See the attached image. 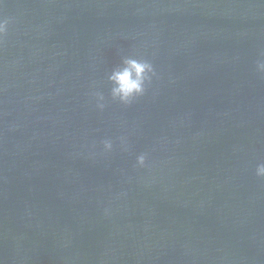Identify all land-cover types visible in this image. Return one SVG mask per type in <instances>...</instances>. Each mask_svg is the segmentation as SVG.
<instances>
[{
  "label": "water",
  "instance_id": "water-1",
  "mask_svg": "<svg viewBox=\"0 0 264 264\" xmlns=\"http://www.w3.org/2000/svg\"><path fill=\"white\" fill-rule=\"evenodd\" d=\"M0 18V264H264V0H0ZM124 56L158 74L128 106L107 80Z\"/></svg>",
  "mask_w": 264,
  "mask_h": 264
},
{
  "label": "clouds",
  "instance_id": "clouds-1",
  "mask_svg": "<svg viewBox=\"0 0 264 264\" xmlns=\"http://www.w3.org/2000/svg\"><path fill=\"white\" fill-rule=\"evenodd\" d=\"M9 20L0 18V38H2L8 30ZM255 71L257 74L264 76V52L260 54L255 62ZM154 78H158V74L154 65L147 59L134 56H124L121 62L116 65L111 73L107 76L110 85V98L114 102L122 105H131L135 100L145 95L148 86ZM95 99V106L100 111L106 107V98L102 92L96 91L92 93ZM103 153H111L114 149L112 139H104L102 142ZM119 147L121 151H129L127 137L119 138ZM148 159L147 153H141L136 156V167H146ZM255 176L264 180V162H260L255 167ZM105 215L110 214V209L104 210Z\"/></svg>",
  "mask_w": 264,
  "mask_h": 264
}]
</instances>
